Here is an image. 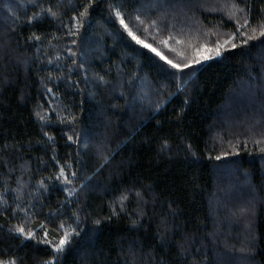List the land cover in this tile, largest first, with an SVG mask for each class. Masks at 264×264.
<instances>
[{"label": "trees", "instance_id": "trees-1", "mask_svg": "<svg viewBox=\"0 0 264 264\" xmlns=\"http://www.w3.org/2000/svg\"><path fill=\"white\" fill-rule=\"evenodd\" d=\"M180 1L0 0L10 17L0 29V259L264 264L263 141L223 125L240 111L228 98L244 88L253 122L264 120V0L193 9L198 26L236 47L178 76L120 20L137 36L140 19H159L155 4ZM134 79L158 90L147 106L127 99ZM98 133L95 148L85 143ZM228 166L237 193L217 180Z\"/></svg>", "mask_w": 264, "mask_h": 264}, {"label": "rangeland", "instance_id": "rangeland-1", "mask_svg": "<svg viewBox=\"0 0 264 264\" xmlns=\"http://www.w3.org/2000/svg\"><path fill=\"white\" fill-rule=\"evenodd\" d=\"M212 1L213 3H215L216 6L219 5L222 8L223 3L220 4L219 0H197L196 1L197 3H195L194 0L190 2L184 0L175 3V5H172V7H167L162 3L161 4L154 3L155 6L157 7L152 8L151 11L156 12L155 17L159 18L158 20H162L161 24H155V22L158 20L156 21L152 20L148 25L149 19H140L139 20L140 26L137 25L135 27L137 31L136 32L137 36L140 37V39L143 40L145 43L150 42L151 44L149 45L156 48L164 56L176 62L183 63L186 57L191 59H196L197 57H196L195 49L201 47L215 48L218 45H223V47L220 48V53H221L223 52L224 49H227L231 45L229 34L224 32L221 33L214 30H209L207 28H202L201 26H198V24L189 16V14L193 13V9H198L200 7V3L204 2L207 4L208 2H212ZM143 4L141 7L143 8L142 10H144L146 7H149ZM6 9L7 7L4 8L5 11L3 13V16L2 15L0 16L1 30H3L6 27V25L8 24L6 23V21L8 20L9 22V18H10L7 15L8 13ZM147 9L149 10L150 8ZM147 9H145V11H148ZM220 11L222 12L223 9ZM164 40L168 41L167 45L162 43V41ZM225 40H228L229 43L224 44ZM171 49H175V51H172ZM150 52L152 55H154L156 58L160 60L161 64L165 66V68L173 71V73H176L178 76L179 74H184V72L188 74L191 73V71L194 70L196 66L201 64V62L209 60V59L207 60L200 59L198 63H193L190 67L184 69L183 71L177 72L175 69L171 68L167 63L161 60L159 56L155 55V53H153L152 51ZM181 53H183V55ZM208 55H211V57L218 56L214 52L208 53ZM93 82L94 79L90 77L89 83L92 84ZM125 91H127V95H128L127 99L131 100L130 101L131 105H137L140 107H143L146 104H150L147 103V101L150 100L149 102H152L151 100H153L155 96L159 95L156 87H153L148 82L144 81V79L132 80L129 84V88L126 86ZM257 92H259L258 89ZM232 96H230L228 99L232 103V106H234L236 109L239 108L240 111H238L237 113L235 112L230 114L228 118L229 120L226 123L223 122L224 123L223 125L227 127L228 135L233 136V135H239L241 133H245L249 135L252 134L260 138L259 142L261 140L263 141L262 143L261 142L260 143L264 147V123H263L264 120L262 121V124L261 123L259 124L257 122L254 123L253 121H255V119L252 118L253 111H255L254 93L248 90L247 88H244L241 89L239 92L234 93ZM220 123L222 124V122ZM216 125H219V122ZM244 128L246 129L245 132H241V129ZM98 136L99 133L91 135V137L88 138V142L86 139L85 143L89 144L90 147L95 148V144L97 142L96 140L99 138ZM224 153L225 152H221V155H225ZM219 171L221 173V176L217 177L218 182L221 181L222 183L224 182V180L227 182L230 181L231 183L228 189L229 190L234 189V193H237L241 190L243 185H238L236 182L239 172H237L231 166L225 167L224 169L221 168L219 169ZM231 184L233 185L234 188H231ZM224 246L226 247L227 245L225 244ZM230 247L228 248L231 249ZM222 251L225 253H229L227 249L226 250L222 249Z\"/></svg>", "mask_w": 264, "mask_h": 264}, {"label": "snow or ice", "instance_id": "snow-or-ice-1", "mask_svg": "<svg viewBox=\"0 0 264 264\" xmlns=\"http://www.w3.org/2000/svg\"><path fill=\"white\" fill-rule=\"evenodd\" d=\"M49 13L53 16L56 15V13L52 12L51 9H48ZM87 7L85 8L84 12H81L80 15L81 16H85L87 15ZM117 16L119 17L120 14L119 12H117ZM137 19H139V17H137ZM121 24L123 25L125 31L128 32V35L136 41L137 44H141L143 45V47L145 48H148L150 51H152L153 53H155V55L159 56L161 60H163L165 63H167L171 68L175 69L177 72H181L183 71L184 69L190 67L193 63H198L200 59H211V55H208V53H211V52H214L216 55H219L220 54V48L223 47V45H218L217 47L215 48H208V47H201V48H197L195 49V53H196V59H191V58H185V61L183 63L181 62H176V61H173L172 59H169L168 57L164 56L160 51H158L156 48L152 47L151 45L145 43L143 40H141L139 37H137L129 28H128V25L124 23L123 19L120 20ZM248 23L247 20H245V24ZM255 29H253V33H255ZM260 35L261 36H264V26H262V29L260 31ZM37 39H39V37H36ZM255 38L254 36H249L248 39H253ZM245 43L247 42L246 40L244 41ZM162 43H164L165 45H167L168 41L167 40H164L162 41ZM179 43V41H178ZM229 43L228 40H225L224 41V44H227ZM232 48H235L236 45L233 43L232 45ZM172 51H175V49H171ZM183 55V53H181ZM37 115L40 117L41 120L45 119V117L43 116H40L39 113H37ZM49 139H51V137H49ZM167 145H165L166 147ZM264 151V150H262ZM216 159H220L219 156L216 157ZM61 177L64 176V171L63 169H61L60 171V174H59ZM127 197L126 196H122L121 197V200H124L126 199ZM97 223H99V221H97ZM16 232L21 234V235H26L27 238H33V233L31 231H26V229L22 226H19L16 228ZM44 236L47 237L48 236V233L47 231H45L44 233ZM44 243H51L50 240L48 239H45L43 241ZM68 242V233H65L63 237H61L58 241V243L52 245L53 247V251L56 252V253H60L62 251H64V246L65 244ZM0 264H16V260L15 259H0Z\"/></svg>", "mask_w": 264, "mask_h": 264}]
</instances>
